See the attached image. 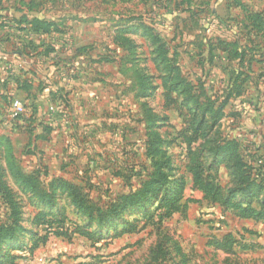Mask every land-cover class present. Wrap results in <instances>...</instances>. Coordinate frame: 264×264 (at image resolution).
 Segmentation results:
<instances>
[{
  "label": "rangeland",
  "instance_id": "obj_1",
  "mask_svg": "<svg viewBox=\"0 0 264 264\" xmlns=\"http://www.w3.org/2000/svg\"><path fill=\"white\" fill-rule=\"evenodd\" d=\"M239 1L246 10L234 0H0V226L15 231L0 240V263L264 264V222L205 200L189 169L202 163L221 199L264 204V186L244 190L251 179L236 168L246 144L264 161V32L251 30L258 88L241 86L238 137L225 121L183 137L190 108L181 90L168 108L160 87L173 61L217 98L233 65L217 41L244 18L264 23V0ZM12 100L24 116L11 117ZM234 139L239 153L216 152ZM59 179L76 185L80 206ZM171 197L178 208L160 219Z\"/></svg>",
  "mask_w": 264,
  "mask_h": 264
},
{
  "label": "trees",
  "instance_id": "obj_2",
  "mask_svg": "<svg viewBox=\"0 0 264 264\" xmlns=\"http://www.w3.org/2000/svg\"><path fill=\"white\" fill-rule=\"evenodd\" d=\"M234 7H240L241 9H245L246 7L241 4L239 0H234L232 3ZM246 10V9H245ZM249 24L248 25H241L242 29L245 30V33L241 39L243 42H245V45H242L240 42V33L241 29L238 30L237 34L235 33V36L230 41L228 40H218L217 42V50L219 53H225V57L223 58L224 61L227 64H232V61L234 62L237 60V66L236 64H233L230 66V71L228 73L229 75V83H228V93L220 100V95H217V98H213L207 93L206 91V85L203 81L198 79L195 83H191L188 81L184 76H180V69L176 63L173 61H168V72L166 73V78H162L160 80V87L165 88L166 86V92H167V102L166 106L168 108L175 106L174 98H172V92L175 90H181V94L183 97V106L187 109V106L190 108L189 113H183L182 115V121L186 123L187 127L184 128V131L181 133L184 137L185 131L192 132L193 134H197L201 131H211L212 129H218L220 125V120L224 116V108L228 104L229 97L234 95L241 94V86L246 81L242 79L241 77L246 76L248 72H250V65L252 62H254V57L252 53V40L254 38V33L251 32V30L255 31H263L264 32V23L263 20L260 18L259 15H255L251 17L252 20L248 18H244ZM240 24H236V28L239 29ZM240 27V28H241ZM263 34V33H262ZM250 44V45H249ZM241 65H245V69H241ZM138 71V69H136ZM135 82H134V88L135 93L134 96H144L143 92L145 87H142L143 79L141 76L136 75L134 72ZM259 78L262 77V75L258 76ZM157 78L154 77L152 80V84L154 83V80ZM166 83V84H165ZM137 88V89H136ZM152 88L154 89V86L152 85ZM264 105V95H263V101ZM192 107V109H191ZM186 115V116H185ZM188 119L189 121H187ZM239 141L238 139H234V141H226L224 143V147H217L218 150H216L217 153L225 150H232V153L238 152L241 150L239 147ZM246 155L242 157V155L239 157V164L236 166L237 170H240L241 176L243 179L247 180L251 179L250 184H248V188L244 189L251 192V187H257L262 188V185L264 186V161H255L254 155L256 153V150L251 147V144H246ZM220 150V151H219ZM219 151V152H218ZM156 151L155 153H157ZM248 159L250 160H247ZM195 161V159H194ZM193 161V162H194ZM255 165H254V164ZM190 171L192 172L193 177V185L194 187L202 192L204 195V199L207 201H211V203H218L223 202L225 207L227 209H232L238 212L241 218L244 219H254L255 221H261L264 222V204L259 210L254 209L251 207L250 204H247L245 206H242L240 203H232L228 199H221L222 193L221 189L218 186V184L215 182L214 178L211 175L204 176V166L202 163L198 161V163H194L189 167ZM206 173V172H205ZM204 173V174H205ZM16 179L19 181V184L23 187L26 185H31L32 188L35 186L34 176H26L20 173L19 171H16L15 173ZM14 176V177H15ZM261 177V180L263 183H256L254 181V178ZM60 185H62V188L67 190L70 195L72 193L75 194V192L79 191V189L76 187V185H70L64 181H61L59 179ZM260 181V182H261ZM255 183L257 185H255ZM3 185V184H1ZM152 184H148L147 188H150ZM3 186L2 188H4ZM31 188V189H32ZM242 190V191H244ZM233 192V191H231ZM78 193V192H77ZM5 194V193H3ZM80 196V194H76ZM73 196V195H72ZM140 195H132L130 196V200L138 199ZM43 197V195H41ZM142 198V196H140ZM250 199L253 197L249 194L248 196ZM140 198V199H141ZM7 199L9 200L10 197L8 196ZM139 199V200H140ZM222 200V201H220ZM73 201L76 203V205L80 206L83 202L82 199H79L78 197L73 196ZM12 202V201H11ZM10 202V204H12ZM163 208L165 210L164 215L160 216V219L162 218H168L175 210H177L178 206L176 202L174 201L173 197L164 200ZM14 229L12 226H6L1 225L0 226V240H3L9 236H11L14 233ZM58 235H62V233H59ZM13 259L10 260L8 264H12ZM2 264V263H0ZM89 264V263H85Z\"/></svg>",
  "mask_w": 264,
  "mask_h": 264
},
{
  "label": "crops",
  "instance_id": "obj_3",
  "mask_svg": "<svg viewBox=\"0 0 264 264\" xmlns=\"http://www.w3.org/2000/svg\"><path fill=\"white\" fill-rule=\"evenodd\" d=\"M236 26V25H235ZM238 29L235 28V33L237 34ZM235 33H233V35H235ZM233 39V37L231 38ZM230 39V40H231ZM220 40H225V39H220ZM221 53V52H220ZM224 57H225V53H221ZM222 57V59L224 58ZM237 60H235L234 62L232 61L233 64H236L237 66ZM202 75L199 76V79ZM242 79H244L247 83H249L254 89L258 88L257 84L255 83L257 78L253 75V71H250L246 74V76L241 77ZM228 81H229V75L227 73V80L226 82H224V86H222L221 92L219 93L220 100H222V98L226 95V93H228L229 89H228ZM206 85V83H205ZM245 98V95H243V93L239 94V95H234L232 94L229 99H228V104L226 105V107L224 108L223 112H224V116L222 117V119L220 120V122L225 121L226 124H230L229 126L232 125L233 128V132L235 134L236 137H238L239 135V130H241L242 126H243V122H245L243 120L244 118V114L242 113V107L239 105L240 102H242V100ZM264 107V106H263ZM241 124V128L239 129V125ZM250 126H245L246 129H248ZM236 128V129H235ZM235 129V130H234Z\"/></svg>",
  "mask_w": 264,
  "mask_h": 264
},
{
  "label": "built area",
  "instance_id": "obj_4",
  "mask_svg": "<svg viewBox=\"0 0 264 264\" xmlns=\"http://www.w3.org/2000/svg\"><path fill=\"white\" fill-rule=\"evenodd\" d=\"M11 117L19 118L26 114L23 105L18 100H12L10 104Z\"/></svg>",
  "mask_w": 264,
  "mask_h": 264
}]
</instances>
